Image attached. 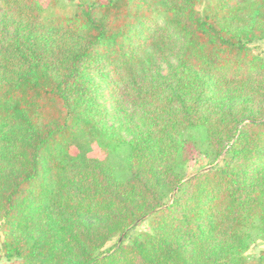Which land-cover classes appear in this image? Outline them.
<instances>
[{"label": "trees", "instance_id": "1", "mask_svg": "<svg viewBox=\"0 0 264 264\" xmlns=\"http://www.w3.org/2000/svg\"><path fill=\"white\" fill-rule=\"evenodd\" d=\"M43 11L0 0L4 258L251 264L264 239V60L250 44L264 39V0ZM195 150L209 166L189 175Z\"/></svg>", "mask_w": 264, "mask_h": 264}, {"label": "rangeland", "instance_id": "2", "mask_svg": "<svg viewBox=\"0 0 264 264\" xmlns=\"http://www.w3.org/2000/svg\"><path fill=\"white\" fill-rule=\"evenodd\" d=\"M44 7L43 15L46 16H59V15H72L79 3L84 0H39ZM87 3L92 2L93 0H86ZM203 8V4L200 5V9ZM250 47L255 56H257L260 60H264V39L252 42ZM198 135L202 136V133L197 132ZM125 150L120 151V153L115 158V163L118 167L122 168L125 165ZM209 166V159L199 150H195L192 153L191 159L186 165L187 172L189 175H193ZM150 229L148 220H143L133 231L132 233H137L143 230L148 231ZM2 240L3 233L0 229V264H14V261H8L4 258L2 254ZM118 238H114L112 241L108 243L106 247H110L118 242ZM264 250V239L257 240L250 249L247 254L250 257L251 264H254L255 258L259 255V253Z\"/></svg>", "mask_w": 264, "mask_h": 264}]
</instances>
